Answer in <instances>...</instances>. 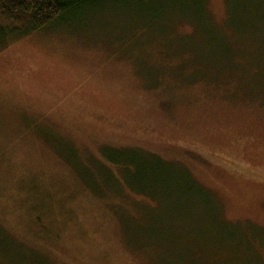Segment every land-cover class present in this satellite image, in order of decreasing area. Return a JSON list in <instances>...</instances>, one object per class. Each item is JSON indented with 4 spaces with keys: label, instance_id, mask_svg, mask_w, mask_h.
Wrapping results in <instances>:
<instances>
[{
    "label": "rangeland",
    "instance_id": "obj_1",
    "mask_svg": "<svg viewBox=\"0 0 264 264\" xmlns=\"http://www.w3.org/2000/svg\"><path fill=\"white\" fill-rule=\"evenodd\" d=\"M0 200V264H264V0H101L9 44Z\"/></svg>",
    "mask_w": 264,
    "mask_h": 264
},
{
    "label": "trees",
    "instance_id": "obj_2",
    "mask_svg": "<svg viewBox=\"0 0 264 264\" xmlns=\"http://www.w3.org/2000/svg\"><path fill=\"white\" fill-rule=\"evenodd\" d=\"M101 0H0V53L12 42L63 22L69 15ZM118 163L117 160H113ZM35 196V193L33 194ZM48 192L37 198L39 212L52 203ZM36 199V198H35ZM4 201L0 200V204ZM11 205L20 207L18 199ZM7 208H11L7 206ZM41 227V222H37Z\"/></svg>",
    "mask_w": 264,
    "mask_h": 264
}]
</instances>
